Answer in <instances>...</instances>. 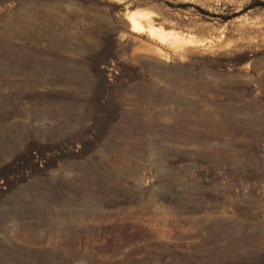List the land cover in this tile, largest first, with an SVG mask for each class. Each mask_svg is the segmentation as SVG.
I'll return each mask as SVG.
<instances>
[{"label": "rangeland", "instance_id": "rangeland-1", "mask_svg": "<svg viewBox=\"0 0 264 264\" xmlns=\"http://www.w3.org/2000/svg\"><path fill=\"white\" fill-rule=\"evenodd\" d=\"M0 264H264V0H0Z\"/></svg>", "mask_w": 264, "mask_h": 264}, {"label": "bare ground", "instance_id": "bare-ground-1", "mask_svg": "<svg viewBox=\"0 0 264 264\" xmlns=\"http://www.w3.org/2000/svg\"><path fill=\"white\" fill-rule=\"evenodd\" d=\"M149 12L147 13V11L143 12L142 10H137V9L129 11L126 14V19L128 21L129 30L133 31V32L144 31L145 33H147V35L149 37L154 38L153 40L158 39L162 43L164 41H167V42H170V44L175 46V47H176V45H177V47H179L180 45L183 46V44L186 43V40L184 39L185 37L183 38L182 35L178 34L179 31H177L178 32L177 33L176 31L175 32L171 31V29L165 30V29H163V27L165 25L163 27H161V26H157V25L152 24L151 15H153V14H151L152 12L151 13H149ZM155 16H156V14H155ZM156 17H158V16H156ZM159 18L157 19L158 22H160ZM161 23H162V21H161ZM161 23H159V24H161ZM202 43H204V42L202 41ZM159 44H161V43H159ZM206 44H208V43H206ZM170 47H172V46H170ZM178 51H180V49Z\"/></svg>", "mask_w": 264, "mask_h": 264}]
</instances>
